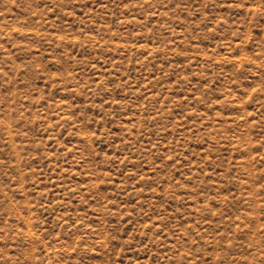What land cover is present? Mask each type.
I'll use <instances>...</instances> for the list:
<instances>
[{"label": "rangeland", "instance_id": "1", "mask_svg": "<svg viewBox=\"0 0 264 264\" xmlns=\"http://www.w3.org/2000/svg\"><path fill=\"white\" fill-rule=\"evenodd\" d=\"M0 264H264V0H0Z\"/></svg>", "mask_w": 264, "mask_h": 264}]
</instances>
